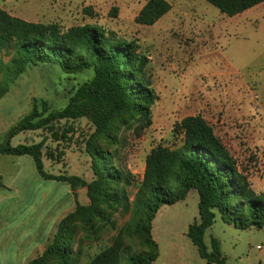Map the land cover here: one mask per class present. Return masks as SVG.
<instances>
[{"label": "rangeland", "instance_id": "rangeland-1", "mask_svg": "<svg viewBox=\"0 0 264 264\" xmlns=\"http://www.w3.org/2000/svg\"><path fill=\"white\" fill-rule=\"evenodd\" d=\"M148 0H0V9L31 23L57 24L62 30L97 25L138 46L147 58L145 77L157 100L151 107V125L118 115L107 134L98 135L86 119L61 121L72 129L66 139L54 142L46 131L17 135L11 145L42 141L59 154L43 155V170L53 176H76L92 183L91 151H106L122 173L117 192L119 206L101 207V217L87 229L83 216L72 215L76 204L88 207L87 188L44 181L29 157L0 155V260L1 264H63L45 250L59 239L67 250V264H88L98 253L119 241L131 252L150 249L128 236L132 208L137 198L150 151L170 149L182 142V119L201 116L235 159L250 188L264 189V3L234 17L221 14L204 0H165L170 11L152 26L135 18ZM9 45L0 55V66L15 58ZM93 77L91 70L66 73L50 64L27 66L12 80L0 98V141L3 135L32 109L46 102L49 111L63 109L77 87ZM1 79V76H0ZM55 154V153H54ZM53 154V155H54ZM12 183V184H11ZM124 204H127L125 208ZM198 219V195L191 190L184 201L162 206L151 225L157 247L153 264H208L186 236ZM219 242L225 264H264V225L236 229L216 213L205 231L204 244ZM23 253V254H22Z\"/></svg>", "mask_w": 264, "mask_h": 264}, {"label": "trees", "instance_id": "trees-1", "mask_svg": "<svg viewBox=\"0 0 264 264\" xmlns=\"http://www.w3.org/2000/svg\"><path fill=\"white\" fill-rule=\"evenodd\" d=\"M221 14L234 17L264 0H204ZM165 0H148L135 18L136 24L152 26L170 11ZM9 45L14 56L9 66H0V98L12 80L27 66L50 64L66 73L91 70L93 77L80 84L67 105L59 111H49L46 102L31 111L11 127L0 141V155L29 157L37 175L44 181L67 184L76 198L77 188H87L90 201L82 207L77 200L72 214L83 216L87 229L92 219L102 215L101 207L119 206L124 196L117 192L122 173L115 169L112 156L101 150L91 151L95 180L86 184L76 176H53L43 170L42 158L53 159L59 154L45 148V138L31 145H11L17 135L31 131H46L58 142L66 139L72 129L61 128V121L88 120L98 135H106L112 118L126 115L139 123L140 129L151 125V107L157 100L145 77L146 57L138 54L134 42H126L97 25H83L62 30L57 24L31 23L10 16L0 9V55ZM181 144L174 148L157 146L145 159L143 180L132 208V221L126 230L150 249L131 252L121 242H115L94 256L88 264H153L157 247L151 238V225L162 206L184 201L193 190L198 195V219L187 227L186 236L199 257L208 264H225L219 242L210 239L211 250L204 244V234L215 221L216 213L226 224L236 229H260L264 225V189L255 193L239 171L235 159L201 116H188L178 126ZM55 153V154H54ZM54 154V155H53ZM0 178V188H2ZM125 208L127 204H124ZM57 241L43 256H52L67 264L68 254ZM29 264H40L39 260Z\"/></svg>", "mask_w": 264, "mask_h": 264}, {"label": "crops", "instance_id": "crops-1", "mask_svg": "<svg viewBox=\"0 0 264 264\" xmlns=\"http://www.w3.org/2000/svg\"><path fill=\"white\" fill-rule=\"evenodd\" d=\"M4 157H11V156H4ZM19 159L22 158V157H18ZM1 178V177H0ZM12 184V183H11ZM2 185H3V182H2ZM23 254V253H22ZM0 264H1V260H0Z\"/></svg>", "mask_w": 264, "mask_h": 264}]
</instances>
